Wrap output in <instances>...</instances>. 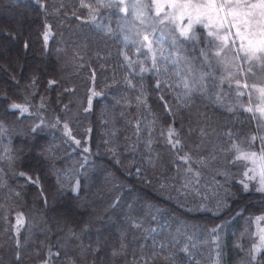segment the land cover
<instances>
[{"label": "trees", "instance_id": "1", "mask_svg": "<svg viewBox=\"0 0 264 264\" xmlns=\"http://www.w3.org/2000/svg\"><path fill=\"white\" fill-rule=\"evenodd\" d=\"M87 5L0 0V264H264V248L252 258L264 229V194L244 176L248 162L229 151L235 143L260 152L246 73H237L243 105L224 109L188 93L176 72L141 61L121 38L117 17L98 12L92 21ZM210 47L207 39L195 44L188 61L200 64L201 49ZM226 52L235 70H245L249 62ZM13 102L29 111L12 109ZM169 125L179 131L175 148ZM29 139L41 145L43 159L25 155ZM185 154L188 161L179 158ZM92 201L103 208H90ZM77 203L87 206L77 217L57 214ZM17 214L24 221L18 237ZM95 217L113 222L97 230ZM113 227L119 237L92 242Z\"/></svg>", "mask_w": 264, "mask_h": 264}, {"label": "snow or ice", "instance_id": "2", "mask_svg": "<svg viewBox=\"0 0 264 264\" xmlns=\"http://www.w3.org/2000/svg\"><path fill=\"white\" fill-rule=\"evenodd\" d=\"M89 8V18L92 21L96 20L99 8H113L119 10L121 13H128L129 7L132 9V14L141 24L147 23L144 19L148 13L154 9V17L160 24L165 21L173 24L175 26L176 32H178V37L183 38L184 41H191L194 44L202 42V40L207 39L208 43L211 45L208 49H201V54L204 56L205 60L209 58V52L214 53L215 60L218 64L222 63L226 67H238V65L233 64V57L229 59L225 56L227 50L231 49L237 55L243 54V59L250 64H255L262 71H264V0H152L151 4L142 3L141 0H133L131 5L127 3V0H98V6L93 7L92 5H87ZM162 17V18H161ZM200 27L201 31L206 30V35L201 36L197 28ZM108 32L112 29L107 28ZM152 31H155L153 27ZM51 35V25L45 24V32L43 33L44 41L47 42L49 36ZM134 35L140 44L149 49L153 56V67H155V56L156 52L153 48V41L150 38V34L147 31L134 30ZM130 37L125 36L124 39L128 40ZM176 40L174 39V43ZM28 43H24V48L27 49ZM139 51V49H137ZM131 66V62L129 64ZM148 69L141 67V71H147ZM249 72L252 68L249 67ZM231 76V72H229ZM54 83V81H52ZM130 84L131 81H128ZM239 83V81H237ZM159 86V82H157ZM188 85L185 83V88ZM248 87V85H245ZM253 88H257L259 93V99L262 104H264V86L252 85ZM93 96L101 95L100 92L93 91ZM139 99V98H138ZM12 109H19L21 113L28 112L29 108L27 105H21L17 103H12L10 105ZM89 108H91V98H89ZM252 111L251 108L248 109ZM87 111V109L85 110ZM259 111L264 115V106L259 108ZM171 112V109H169ZM38 127V126H36ZM64 129L70 135V130L68 124H64ZM35 130V128L33 129ZM231 135V133H228ZM179 131L172 125L167 128V142L176 147L180 145L181 141L178 138ZM75 139V137H72ZM264 139V137H262ZM77 144L80 143L79 140L75 141ZM232 149L235 150L236 159H244L252 161L254 166L247 169L244 172V176L249 180H256L258 187L256 190L264 194V153L257 156L255 152H245L238 144H232ZM11 152V150H6ZM181 160L188 161L190 157L185 154L179 157ZM9 161L15 159L14 155L10 154L7 156ZM259 161V163H258ZM139 172V169H137ZM249 172L252 173L249 176ZM20 175H26V173L21 172ZM198 175V173H197ZM227 175V173H225ZM33 183H38V178L33 180L32 177H28ZM243 189L245 191L249 190V183L245 180L240 181ZM73 192H79V180L76 181L72 188ZM41 199L47 205V197L43 194V189H41ZM221 205L218 203L217 207ZM23 215L17 214L16 218V234L19 236L20 226L23 224ZM219 226L212 229L213 233L218 232ZM17 246H19V239L16 240ZM264 248V236H261V241L259 245L253 246L252 258L255 259V254L259 253L260 250ZM115 255V252L113 253ZM15 258L17 261L20 260V253L16 252ZM70 264H75L71 261Z\"/></svg>", "mask_w": 264, "mask_h": 264}, {"label": "rangeland", "instance_id": "3", "mask_svg": "<svg viewBox=\"0 0 264 264\" xmlns=\"http://www.w3.org/2000/svg\"><path fill=\"white\" fill-rule=\"evenodd\" d=\"M87 1L93 7L98 6V0ZM132 2L133 0H127V3L129 5H131ZM141 2L150 5L152 0H141ZM98 12H101V14L105 16V18H110L111 16L117 17L116 27L119 34L121 35V38L125 42H131L135 45L136 53L138 55L137 57L141 61H149L150 63H153L152 52H150L148 48L142 46L134 35V30L147 31L150 34V38L153 41V48L156 52L155 61L157 63H155V67L160 65L164 69L176 72L177 75L180 77L184 89L188 93L196 95H200V93H202L204 97H206L207 99L209 98L216 104H219L224 109L232 110L235 109L236 106L243 105V102L239 101L240 83H237V73H246L244 75L246 80L245 84L248 85V98H250L248 100L250 101L251 109L253 110L256 117L258 132L260 135L259 137L261 141L260 152L257 153V156L264 153V139H262V137H264V115H262L259 111V108L264 106V104H262L261 100L259 99V93L257 91V88L252 87V85H257L258 87L264 86V71H262L254 63L245 64L243 61H241V58H243L242 53L239 55L235 53V56L240 59L239 63H244L245 70L239 68L237 71L231 66L226 67L222 63L218 64L215 60L214 53L209 54L208 60H205L203 56L202 59L199 61L200 64L196 65L190 63L187 59V54L195 47V44L191 41H184L183 38L176 39L178 37V32H176L175 26L169 23L168 21H165L163 24H160L156 19H153L154 9L151 10L148 15L144 17V19L147 21V23L145 24H141L140 20L134 17V15L132 14L131 7H129L128 13H121L115 7H101L99 8ZM114 14H117V16H114ZM153 27L155 28L154 32L152 31ZM125 36H128L130 38L128 40H125ZM174 39L176 40L175 43ZM137 49H139V51H137ZM225 56L231 59V54H229L228 52L225 53ZM44 62L45 65L50 66V63L48 61L44 60ZM249 67L252 68V71L255 73L254 75L252 74V72L248 71ZM0 69H5L4 64L1 62ZM229 72H231V76H229ZM248 77L252 80V82L248 80ZM233 81H235L234 88L232 83ZM229 82L232 83L230 84V90H232L233 88L232 91H229V87L226 86V83ZM185 83H187L188 85L187 88H185ZM238 90L239 92H237ZM227 91L230 93H234V97L230 98ZM232 96L233 95L231 94V97ZM39 145L36 146V143L32 141V139H29L26 142H23V145L21 147H23L25 155H27L30 159H35L38 161L45 157L44 155H42L40 151L41 145ZM246 161L248 162L246 170L257 166L253 165L252 161L250 160ZM249 173L252 174L251 172ZM102 187H105V185H103ZM58 198L59 194L56 191L54 193L53 203L56 202ZM88 205H91L90 208L93 206V208L99 210L103 208L104 204L102 202H89ZM85 207L87 206L85 205ZM85 207L81 203H77L74 207V211H67L64 208H61L57 210V214L63 217L66 215H69V217L71 218L72 216L77 217V211H81ZM111 222H113V220H111L110 217L107 220L103 219L102 217H95L92 226L94 229L100 230L102 225L108 226L109 224H111ZM117 228L113 227V230L111 229V233L109 234L108 232L107 236H104L102 241L99 239L98 233H96V236L93 238L92 242L94 244L98 242L102 243L103 241L109 240L110 238H115L116 236L119 237V232ZM259 236H264V229H262V231L259 233Z\"/></svg>", "mask_w": 264, "mask_h": 264}]
</instances>
